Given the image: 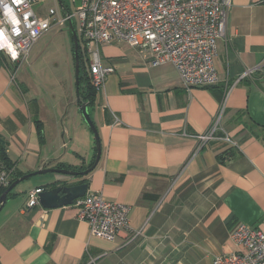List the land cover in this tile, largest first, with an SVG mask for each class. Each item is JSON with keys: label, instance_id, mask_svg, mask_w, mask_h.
<instances>
[{"label": "crops", "instance_id": "crops-1", "mask_svg": "<svg viewBox=\"0 0 264 264\" xmlns=\"http://www.w3.org/2000/svg\"><path fill=\"white\" fill-rule=\"evenodd\" d=\"M101 52L114 70L90 113L101 160L86 177L48 173L12 191L0 213V264H213L234 250L239 224L264 233V0H232L212 88L188 91L172 64L152 67L124 43ZM22 64L0 54V138L14 178L87 170L96 143L77 91L40 93L17 77ZM223 105L221 131L201 143ZM83 183L130 207L116 241L93 237L75 204L27 207L32 190Z\"/></svg>", "mask_w": 264, "mask_h": 264}, {"label": "built area", "instance_id": "built-area-1", "mask_svg": "<svg viewBox=\"0 0 264 264\" xmlns=\"http://www.w3.org/2000/svg\"><path fill=\"white\" fill-rule=\"evenodd\" d=\"M80 1L74 15L69 12V16L57 18V12L50 9L42 18L35 9L39 0H0V53L13 63L26 62L39 39L54 27H66L71 17L78 20L76 30L84 44L91 84L98 93L114 72L104 66L101 49L121 43L149 54L152 67L172 64L188 91L219 84L214 60L217 43L226 33L232 0ZM224 111L223 105L210 131L198 137L201 143L216 139ZM12 174L13 170L0 169V190L9 187ZM43 191L28 193V208L40 205ZM75 205L79 220L89 226L93 237L114 242L130 228V207L126 205L105 201L99 194H87ZM231 241L234 250L217 256L213 264H264L263 231L239 224ZM85 264H97V259L89 258Z\"/></svg>", "mask_w": 264, "mask_h": 264}, {"label": "rangeland", "instance_id": "rangeland-1", "mask_svg": "<svg viewBox=\"0 0 264 264\" xmlns=\"http://www.w3.org/2000/svg\"><path fill=\"white\" fill-rule=\"evenodd\" d=\"M62 1L72 15L81 5L80 0L76 3L72 0ZM35 9L42 14V18L48 16L50 9L57 12V18L63 15L58 0H39ZM56 17H53V20ZM74 23L77 27V18H74ZM67 27L68 25L63 28L54 27L42 36L17 73V77H27L26 83L31 88L38 89L43 94L53 92L58 98L63 92L66 97H74L71 93L76 91L74 42L72 33L66 30Z\"/></svg>", "mask_w": 264, "mask_h": 264}, {"label": "water", "instance_id": "water-1", "mask_svg": "<svg viewBox=\"0 0 264 264\" xmlns=\"http://www.w3.org/2000/svg\"><path fill=\"white\" fill-rule=\"evenodd\" d=\"M62 13L66 16H69V12L67 8L64 6L62 0H58ZM72 33L73 42H74V60H75V83H76V91H77V100H80V40L79 35L77 33L74 20L70 17L68 21V27L66 29ZM79 111L82 115L84 123L88 126L89 130L93 133L95 143H96V158L95 163L92 167L88 168L85 171L77 172V171H69V170H59V169H44L40 170L36 173H32L26 175L22 178L17 179L8 190L1 196L0 198V213L4 209L7 204L8 195L22 182L40 175H45L48 173H57L63 175H69L73 177H86L88 176L98 165L101 160L102 155V146L99 132L91 118V114L89 111V107L87 104L79 105ZM88 194V185L80 184L77 186H68V185H60L55 188H51L48 190H44L39 195L40 205L44 209H55L62 208L66 206H72L75 202L81 198H84Z\"/></svg>", "mask_w": 264, "mask_h": 264}, {"label": "trees", "instance_id": "trees-1", "mask_svg": "<svg viewBox=\"0 0 264 264\" xmlns=\"http://www.w3.org/2000/svg\"><path fill=\"white\" fill-rule=\"evenodd\" d=\"M67 11L69 12V10ZM79 40H80V86H79L80 100L78 101V105L87 104L89 107V111L91 113L92 109H94L97 104L98 91L91 84V77L89 74L88 61H87V57L85 54L84 44L80 37H79ZM0 54H3V53H0ZM41 139H42V134H41ZM0 162L4 166V168L0 167V169H4L8 171L13 170V174L11 176L12 177L11 183L9 185L10 187L21 176L14 178V167L7 155L4 143L1 140V138H0ZM92 166L93 164L90 165V167ZM62 168H66V167H62ZM66 170L70 171L69 168H66ZM8 188L0 190V198L8 190ZM13 195H14L13 192H11L8 196L11 197Z\"/></svg>", "mask_w": 264, "mask_h": 264}]
</instances>
